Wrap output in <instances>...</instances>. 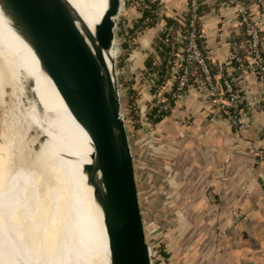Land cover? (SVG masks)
<instances>
[{"label": "crops", "instance_id": "1", "mask_svg": "<svg viewBox=\"0 0 264 264\" xmlns=\"http://www.w3.org/2000/svg\"><path fill=\"white\" fill-rule=\"evenodd\" d=\"M156 1L154 24L141 31L121 68L129 81L126 89H134L144 100L152 97L155 76L145 72L144 60L165 20H180L188 3ZM240 3L250 14L255 12L254 0ZM199 8L201 50L211 75L217 78L215 67L222 64V77L238 93L239 126L233 131L209 105L199 77L154 126L150 149L169 172L175 193L169 202L176 224L163 233L162 246L166 260L177 264H264V157L258 154L264 145V110L255 107L264 87L248 66L251 61L241 47V27L229 0H199ZM126 13L132 26L139 14L132 5ZM233 48L242 67L231 59ZM260 48L264 59V30ZM166 82L157 92L159 101L173 88Z\"/></svg>", "mask_w": 264, "mask_h": 264}, {"label": "bare ground", "instance_id": "2", "mask_svg": "<svg viewBox=\"0 0 264 264\" xmlns=\"http://www.w3.org/2000/svg\"><path fill=\"white\" fill-rule=\"evenodd\" d=\"M66 1L91 32L107 5ZM10 99L24 125L14 141L22 151L31 131L35 151L26 162L0 145V264H108L99 210L81 171L91 152L88 137L0 13V105Z\"/></svg>", "mask_w": 264, "mask_h": 264}, {"label": "water", "instance_id": "3", "mask_svg": "<svg viewBox=\"0 0 264 264\" xmlns=\"http://www.w3.org/2000/svg\"><path fill=\"white\" fill-rule=\"evenodd\" d=\"M121 5L107 0L93 32L66 0H0V13L88 137L91 152L81 171L99 210L108 264H154L119 112L114 29Z\"/></svg>", "mask_w": 264, "mask_h": 264}, {"label": "rangeland", "instance_id": "4", "mask_svg": "<svg viewBox=\"0 0 264 264\" xmlns=\"http://www.w3.org/2000/svg\"><path fill=\"white\" fill-rule=\"evenodd\" d=\"M121 2L122 5L119 11L118 22L114 29L115 71L120 100L119 112L124 122L131 156L134 159V174L139 205L147 242L153 254L154 264H177L170 259H161L158 255L161 250L160 248L164 250L161 242L164 238L163 235H165L163 233H165L169 227L172 230L176 224L173 218L172 204L169 202L175 194L174 190H172L169 185L171 183L170 174L165 170L166 168L164 164L161 163L160 159L157 158L154 148L152 151L147 148L145 144L147 140H150V136L154 130V127L148 122V114H150L155 107L162 105L165 100L161 99L159 101L161 96H157V93L155 97L145 100L143 98H138V96L140 97L139 93H135L136 97H130L133 96L132 94L127 95L126 84L129 81L127 80L126 72L122 71L123 69L121 68L126 64L127 59L125 58H127V56H125V53L129 54L135 47L136 38L143 29H138L136 33L130 35L129 33L124 34L131 24L130 21H127V0H121ZM121 43L125 44L124 47L127 46V50L123 49L124 47L121 46ZM14 103V99H10L9 102H2L0 105V145L7 144V148H9L8 154L11 155L10 158L16 155L24 158L26 162H29L35 151L34 146H31L29 143V138L32 136L31 133H29L31 131H28L26 135H24L23 142L25 148L19 151L21 147L18 142L14 141V137L16 132L19 133L24 130V125L21 122L22 120L14 114V112H16L15 109H12ZM10 110L11 113L9 112ZM7 140H11L10 145H8ZM47 182H49L50 186L55 184L53 183L54 179H50Z\"/></svg>", "mask_w": 264, "mask_h": 264}, {"label": "built area", "instance_id": "5", "mask_svg": "<svg viewBox=\"0 0 264 264\" xmlns=\"http://www.w3.org/2000/svg\"><path fill=\"white\" fill-rule=\"evenodd\" d=\"M229 3L234 7L238 25H240L243 31L247 56L251 61L249 64L250 69L252 71H256L255 77L258 83L264 87V62L260 57V34L264 30V0H254L255 12L251 14L240 3V0H229ZM137 5L146 7L143 0H136L132 7H136ZM197 8L198 0H188L186 9L187 20H174L178 23V25L186 26L187 31L185 32V35L181 36L177 32L175 34L176 37L173 39L174 43H180L183 41L184 45L182 48L176 49L174 47V43H170V48L165 59V65L166 68L170 70L169 75L170 77L172 76V79L165 78L156 92L152 94V97H155V94L161 89L167 80H170L174 87L170 98L174 100L180 96L183 92H185L189 84V66L194 64L201 75L199 78L200 85H202V88L206 89L209 93V105L215 109L218 115L226 118L233 131H236L239 126L237 122L240 112V110H237L239 95L234 90L231 83L226 78L222 77V64L219 63L215 67V76L217 78H214V76H211L208 72L204 58L196 45V24L200 19L199 16H197ZM150 21L151 20L149 18H145L143 23H149ZM166 31L168 34L171 33L172 27H167ZM231 59L238 62V58L236 57V49L234 48ZM178 69L180 70L176 74ZM219 80L220 83L218 82ZM165 101H163L162 105L157 107V112H169L171 106H169V103ZM255 107L259 110H264V92L259 101L255 103ZM145 144L147 148H151L149 140H147ZM258 154L264 157V145L260 148Z\"/></svg>", "mask_w": 264, "mask_h": 264}, {"label": "trees", "instance_id": "6", "mask_svg": "<svg viewBox=\"0 0 264 264\" xmlns=\"http://www.w3.org/2000/svg\"><path fill=\"white\" fill-rule=\"evenodd\" d=\"M136 0H127L126 4L127 5H132L135 3ZM144 1V5H146V7L143 6H139L137 5L136 7H133L135 9V11L139 14V18L136 20L135 24H133L132 26L129 27V29L127 31L124 32V34L129 33L133 34L136 33V31L138 29H145V28H149L154 24V19L156 16V10H157V1L156 0H143ZM197 16H201L200 14V8H199V0H198V8H197ZM145 18H149L151 21L149 23H143V20ZM186 21L187 20V14L185 13V15H183V17L181 18V20ZM185 24V22H184ZM167 27H172V32L168 34V32L166 31ZM186 26H180L178 25L177 22H175L174 20H168L166 19L164 22V26L162 28V30L160 31L159 35H157V37L155 38V40L153 41L152 44V53L148 54L144 60V68H145V72H152L155 74L154 78L151 79L152 81V86L150 88V92L153 94L156 92V90L158 89V87L161 85L162 81L168 77L170 70L166 68L165 65V59L167 56V53L169 51L170 48V43H174V38L176 37L175 34L178 32L181 36L185 35L186 32ZM196 31H197V39H196V45L198 50L200 51V53L202 54L204 61L207 65L208 68V72L211 75L212 74V70L209 68L210 66H208V62L206 61L205 55L203 53V51L201 50L200 44H199V39H200V35H199V21H197L196 24ZM241 32H242V39H241V47H243L242 49L245 51V53L247 54L246 51V46L244 44V36H243V31L241 28ZM168 34V35H167ZM260 36L262 37V32L260 34ZM167 40V41H166ZM123 41V40H122ZM184 45V42L181 41L180 43H174V47L177 48H182ZM121 46H125L124 43H121ZM123 49L127 50V46L124 47ZM127 55V53H125V56ZM124 56V55H123ZM260 57L262 59V61L264 62V59L262 57V53H261V48H260ZM238 67H242L243 66V62L239 61L238 63H236ZM152 65V66H151ZM249 66V65H248ZM180 69H178L177 72H179ZM254 74H255V70H253ZM189 84H191L194 80L195 77H201L197 67L194 64H191L189 66ZM212 76V75H211ZM174 87L172 88L171 92L173 91ZM134 90V89H133ZM132 89L127 90V95L132 94L133 96L130 97H136V92L135 90L133 91ZM171 92H169L168 94L164 95V100H166V102L169 103V106L172 105L173 101L170 96H171ZM240 103L237 104V110H240ZM168 112H164V111H158L157 112V107H155L152 112L150 114H148V122L151 126H155L159 121H161V119H163L165 116H167ZM160 252H159V256L161 259H166V254L164 252V250L162 248H160Z\"/></svg>", "mask_w": 264, "mask_h": 264}]
</instances>
